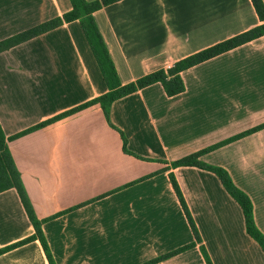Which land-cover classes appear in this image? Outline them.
Segmentation results:
<instances>
[{"label": "crops", "instance_id": "1", "mask_svg": "<svg viewBox=\"0 0 264 264\" xmlns=\"http://www.w3.org/2000/svg\"><path fill=\"white\" fill-rule=\"evenodd\" d=\"M94 1V0H86ZM264 4V0H262ZM71 8L69 0H0V42ZM122 85L261 24L250 0H120L93 14ZM184 91L155 83L8 142L55 264H264L243 214L218 178L171 163L223 168L253 207L264 236V35L180 73ZM107 87L77 21L0 52L5 137L83 105ZM120 133L126 139L122 150ZM180 189L195 242L169 180ZM64 212V213H63ZM62 213V214H60ZM33 235L14 189L0 193V249ZM0 264H48L37 240Z\"/></svg>", "mask_w": 264, "mask_h": 264}, {"label": "trees", "instance_id": "2", "mask_svg": "<svg viewBox=\"0 0 264 264\" xmlns=\"http://www.w3.org/2000/svg\"><path fill=\"white\" fill-rule=\"evenodd\" d=\"M120 0H69L71 8L69 11L65 12L61 16L55 17L48 21H45L39 25H36L26 31H23L13 37L5 39L0 42V52L8 50L22 42H25L31 38L39 36L43 33L56 29L63 24H67L73 21H77L81 27L83 35L86 39V42L90 48V51L93 55V58L99 68L103 81L107 87V92L103 95L83 104L78 107H75L71 110L63 112L51 119L41 122L37 126L20 133L12 137H5L1 126H0V193L9 189H14L19 197V200L23 206V209L27 215V218L33 228V235L13 243L3 249H0V255L6 251L24 245L28 242L37 240L43 250L44 256L48 264H55L51 251L49 249L48 243L44 237L42 231V225L51 218L37 219L35 216L31 202L27 196L25 188L21 182L20 174L17 171L11 154L8 149V142L23 136L31 131L46 127L58 120L66 118L70 115H73L83 109H86L93 105H99L102 110L103 116L109 126H111L109 121V110L111 104L116 100L123 98L127 95H130L138 90H141L147 86H150L155 83H160L165 94L168 97L176 96L184 91V85L180 77V73L186 69H189L197 64L205 62L211 58H214L218 55H221L225 52H228L236 47H239L247 42H250L254 39H257L264 35V4L262 0H250L252 7L257 15V18L261 22L260 25L255 26L243 33L235 35L231 38L223 40L215 45H212L208 48H205L197 53H194L190 56H187L173 64L172 67L166 71L158 70L153 73L147 74L133 82L122 85L117 76L114 65L111 61L108 50L99 34L98 28L93 19V14L113 3H116ZM264 128V124L257 126L253 129L245 131L229 141L237 140L241 137L249 135L253 132H256ZM122 140V150L125 154L132 155L126 148V139L122 133H120ZM213 148H208L201 150L190 155H187L177 161L171 163L172 168L177 167H196L208 172L213 173L221 183L224 190L227 194L238 204L240 207L243 219L245 232L249 237H251L260 247L261 251L264 254V236L258 230L255 225L253 217V207L249 197L238 189L232 182L229 174L221 167L207 165L199 160L201 155L212 150ZM169 180L171 187L178 199L179 205L183 211V214L187 220L189 228L193 234L195 242L201 244V240L196 229V226L191 218L189 210L186 206V203L183 199V196L180 192V189L175 181L174 176L169 173ZM64 213V212H63ZM62 214V213H60ZM194 243L186 245L185 247L179 248L171 253H168L158 259L150 261L145 264H153L160 260L167 259L171 256H174L190 247ZM201 252L205 259L206 264H211L205 250L200 246Z\"/></svg>", "mask_w": 264, "mask_h": 264}]
</instances>
